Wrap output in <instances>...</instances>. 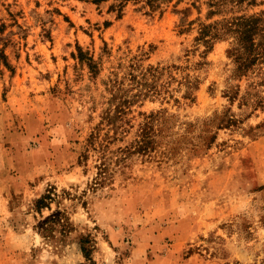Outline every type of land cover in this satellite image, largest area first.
<instances>
[{
  "label": "rangeland",
  "instance_id": "374dc122",
  "mask_svg": "<svg viewBox=\"0 0 264 264\" xmlns=\"http://www.w3.org/2000/svg\"><path fill=\"white\" fill-rule=\"evenodd\" d=\"M0 49V264H264V0H0Z\"/></svg>",
  "mask_w": 264,
  "mask_h": 264
},
{
  "label": "trees",
  "instance_id": "16d2710c",
  "mask_svg": "<svg viewBox=\"0 0 264 264\" xmlns=\"http://www.w3.org/2000/svg\"><path fill=\"white\" fill-rule=\"evenodd\" d=\"M242 38H240V43L244 48L245 52H235L236 60L238 61V67L237 70L242 71L246 67V62H251L253 60H256V55L252 53V46L253 41L252 37L250 35H247V31L245 29H242ZM3 59L5 61L6 55L4 53V50L0 49V59ZM50 194L43 195L41 198L37 200L38 206L46 205V198H50ZM83 251L87 254L88 250H90L88 247H85L82 245Z\"/></svg>",
  "mask_w": 264,
  "mask_h": 264
}]
</instances>
